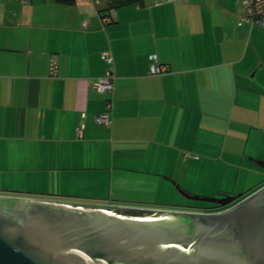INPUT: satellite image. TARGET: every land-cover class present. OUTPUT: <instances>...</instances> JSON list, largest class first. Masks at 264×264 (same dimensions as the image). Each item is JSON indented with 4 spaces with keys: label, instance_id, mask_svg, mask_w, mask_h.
I'll list each match as a JSON object with an SVG mask.
<instances>
[{
    "label": "crops",
    "instance_id": "0c3cea01",
    "mask_svg": "<svg viewBox=\"0 0 264 264\" xmlns=\"http://www.w3.org/2000/svg\"><path fill=\"white\" fill-rule=\"evenodd\" d=\"M17 4L0 13V193L143 205L120 190L155 175L165 197L180 187L172 178L218 194L233 189L216 169L256 165L264 23H237L241 0ZM151 52L162 71L148 72ZM106 70L112 87L93 89ZM105 110L109 119L96 121ZM255 171L242 191L264 181ZM28 189L36 195L19 192Z\"/></svg>",
    "mask_w": 264,
    "mask_h": 264
},
{
    "label": "water",
    "instance_id": "95a60500",
    "mask_svg": "<svg viewBox=\"0 0 264 264\" xmlns=\"http://www.w3.org/2000/svg\"><path fill=\"white\" fill-rule=\"evenodd\" d=\"M253 161L264 166V157ZM177 189L221 207L72 205L0 193V264H264V181L245 193ZM146 212L163 216L139 217Z\"/></svg>",
    "mask_w": 264,
    "mask_h": 264
},
{
    "label": "rangeland",
    "instance_id": "374dc122",
    "mask_svg": "<svg viewBox=\"0 0 264 264\" xmlns=\"http://www.w3.org/2000/svg\"><path fill=\"white\" fill-rule=\"evenodd\" d=\"M16 6H18L17 0H0V13H2V9H4V7H16ZM2 31H3V28L0 27V32L2 33ZM5 31H7L8 33H12L14 31V27L7 28ZM251 130L254 135L259 134V132L262 131L260 128L257 127L256 124L253 125ZM263 143H264V137H263ZM249 144H250V141H248L247 145ZM253 153H256L258 155H264L263 149L257 150L255 152L253 150ZM245 154H246L245 155L246 159H248L249 154L247 153V150L245 151ZM256 154L255 155L250 154V156L251 157H264V156H258ZM236 160L239 161V158H236ZM197 164L199 166L201 165L200 162H198ZM242 167H243L242 165L240 167L239 166L233 167L231 165H228L227 167H223L220 169L214 168L216 169L214 172V175L220 176V179L223 180V184L224 182H228L229 185H231L230 188L233 189L231 191L233 192L242 191L240 189L241 187L249 185L256 178L258 179L261 176V174L256 173L255 170H258L260 173H263L264 166H260L257 164L256 165L247 164L246 169ZM236 168L239 170L238 172L236 171L237 170ZM204 170L205 169L203 168L201 172L204 173L205 172ZM192 173H194V171H192ZM202 173H200L199 171L198 176H196L197 178H199V180H203L204 178V177H201ZM174 175H177V174H174ZM150 177H151V181L149 180V182H145V184H143L142 186L143 188L132 186V188L128 187L127 189L120 190L121 192L130 194L129 196L130 198H124V199H131L128 201L138 200V202H134V203H139V202L145 203L143 205H146V206H150L148 203H151V204H154L153 206L157 205L160 207H173V208L186 207L188 209H193V210H211L215 208L214 206L211 205L210 201L187 197L184 194L178 192L176 188H175L176 189L175 193L173 195H171L170 197H168L167 195L165 197V195L163 196V189L160 186H158V182L155 181L156 176L150 175ZM175 179L176 178H172L171 180H174L177 183V186H180L181 188L187 190L188 192L205 194L207 193V191H209V187L201 184L200 181H198V183L192 185L191 187L185 188L186 186H183V184H181L182 182H179L178 180H175ZM234 180H236L235 184H234ZM185 185H188V183H186ZM118 189L119 188H116V190ZM29 190L30 189L19 191V192L24 193V194H35L36 195V192H33L32 190L29 191ZM247 191L248 190H244L242 192L245 193ZM164 194H165V191H164ZM56 197L58 198L59 196H56ZM86 199H91L94 201H90ZM78 201H81L84 203H90V204H96V203L97 204H101V203L102 204H117V200H111L109 198H94V197L89 198V196L83 197V199H78ZM154 201H159V202H154Z\"/></svg>",
    "mask_w": 264,
    "mask_h": 264
},
{
    "label": "built area",
    "instance_id": "2783aa9c",
    "mask_svg": "<svg viewBox=\"0 0 264 264\" xmlns=\"http://www.w3.org/2000/svg\"><path fill=\"white\" fill-rule=\"evenodd\" d=\"M241 3L243 5V10L237 20V23H241L243 21L264 23V0H241ZM101 56L109 59V55L106 50L101 51ZM148 57L150 59V62L148 65V72L157 73L164 69L163 64H161L157 60L155 52H151L148 55ZM55 67H56L55 58L50 57L49 64H48V70L50 74L54 73ZM91 86L95 90H109L112 87L110 71L106 70L103 76L94 79L91 82ZM108 117L109 116H108L107 110L98 112L94 115V119L98 122H105L109 119ZM48 198L56 199V200L65 202L67 204H72V205H89L90 204V203H84L78 200H72V199H67L63 197H58V198L48 197Z\"/></svg>",
    "mask_w": 264,
    "mask_h": 264
},
{
    "label": "bare ground",
    "instance_id": "6f19581e",
    "mask_svg": "<svg viewBox=\"0 0 264 264\" xmlns=\"http://www.w3.org/2000/svg\"><path fill=\"white\" fill-rule=\"evenodd\" d=\"M107 210V209H106ZM109 211V210H108ZM110 212H112L110 210ZM162 213L161 212H156V213H151V212H146V213H143L142 215H139V217H145V218H154V217H160V216H163L161 215ZM168 215V214H166Z\"/></svg>",
    "mask_w": 264,
    "mask_h": 264
},
{
    "label": "flooded vegetation",
    "instance_id": "af4514ba",
    "mask_svg": "<svg viewBox=\"0 0 264 264\" xmlns=\"http://www.w3.org/2000/svg\"><path fill=\"white\" fill-rule=\"evenodd\" d=\"M218 194H220V193H218ZM72 200H78V199H72ZM117 204H121V203H117ZM211 205L214 206L215 208L221 207V206L216 205V203H214V202H211Z\"/></svg>",
    "mask_w": 264,
    "mask_h": 264
}]
</instances>
